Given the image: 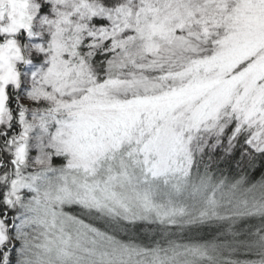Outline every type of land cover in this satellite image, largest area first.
<instances>
[{
	"label": "snow or ice",
	"instance_id": "obj_1",
	"mask_svg": "<svg viewBox=\"0 0 264 264\" xmlns=\"http://www.w3.org/2000/svg\"><path fill=\"white\" fill-rule=\"evenodd\" d=\"M0 264H264V0H0Z\"/></svg>",
	"mask_w": 264,
	"mask_h": 264
}]
</instances>
